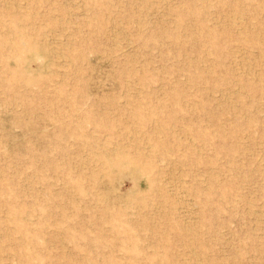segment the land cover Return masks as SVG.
I'll use <instances>...</instances> for the list:
<instances>
[{
    "label": "rangeland",
    "instance_id": "1",
    "mask_svg": "<svg viewBox=\"0 0 264 264\" xmlns=\"http://www.w3.org/2000/svg\"><path fill=\"white\" fill-rule=\"evenodd\" d=\"M0 264H264V0H0Z\"/></svg>",
    "mask_w": 264,
    "mask_h": 264
},
{
    "label": "bare ground",
    "instance_id": "2",
    "mask_svg": "<svg viewBox=\"0 0 264 264\" xmlns=\"http://www.w3.org/2000/svg\"><path fill=\"white\" fill-rule=\"evenodd\" d=\"M131 166V165H130ZM134 168V167H133Z\"/></svg>",
    "mask_w": 264,
    "mask_h": 264
}]
</instances>
